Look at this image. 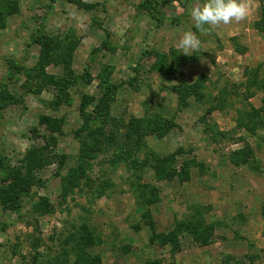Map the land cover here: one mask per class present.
I'll use <instances>...</instances> for the list:
<instances>
[{
    "label": "rangeland",
    "instance_id": "rangeland-1",
    "mask_svg": "<svg viewBox=\"0 0 264 264\" xmlns=\"http://www.w3.org/2000/svg\"><path fill=\"white\" fill-rule=\"evenodd\" d=\"M196 2L0 0V187L33 148L47 157L0 198V264H264V0L206 35ZM64 61L61 92L47 77ZM85 120L116 136L86 158Z\"/></svg>",
    "mask_w": 264,
    "mask_h": 264
},
{
    "label": "trees",
    "instance_id": "trees-1",
    "mask_svg": "<svg viewBox=\"0 0 264 264\" xmlns=\"http://www.w3.org/2000/svg\"><path fill=\"white\" fill-rule=\"evenodd\" d=\"M255 28L260 30V31H264V17L260 21H256ZM72 48L73 47H71L70 50ZM239 52H241V51H239ZM63 66H64L63 76H59L56 78L47 77V82H49V83L52 82L58 88V90L61 92L64 90V88L67 85L71 84V82L73 81V79H72L73 70H72L71 65L68 64V62L65 63V61H64ZM191 87L196 88L197 83L192 85ZM189 88H190V86L187 87L186 92L192 91ZM263 109H264V107H263ZM252 110H254L253 112L262 111V109H260V108H255V109L253 108ZM157 124H158V127H157L158 132L162 131L163 128H165V126L169 127L171 125V124L167 125V123H164V122L157 123ZM241 126H244V128L249 129L250 131H254V129H255L254 126H250V124H246V123L241 124ZM84 128L88 129V135H90V137H91V140L88 142L81 140V148L83 149V152L85 154V155H83L84 158H86V154L88 153V150H90V148H92L91 152L98 151L99 148L101 147V144L104 141H107V139L108 140L116 139V136H112L111 132L104 131L102 126H97V127L92 128L88 124V122H86V120H85ZM95 131L97 133H95ZM42 148L43 147L33 148V150L31 149L32 151L27 154L25 161L22 162L19 167H15L12 170H10V173L7 175V177L5 179L7 182V183H5L6 185H4L3 187H0V198H3V200H4V196H7V197H5V199L10 198L9 200H10V202H12V200H14V199L18 200L19 197L21 196V194L28 190V188L31 186V182H33L32 180H34L33 175H32L34 168L38 164L40 166V164L43 161L47 160V157H44L45 155L42 154V151H43V150H41ZM236 153L241 155V151H237ZM240 158H241V160L234 161V162H240V161L245 162L247 159V155L241 156ZM78 170L79 171L84 170L83 162L79 163V166L77 167L76 172H78ZM183 170H184L183 171L184 175L181 174L182 178L187 179V169H183ZM75 173L67 174L64 177V181H63V184H64L63 185V190H64L63 192L64 193H63V196H65L66 194H68V192L72 191L75 187L78 186L79 175H77ZM174 174H176V173H174ZM11 194H13V195H11ZM35 209H37V210H39V212H43V213L44 212H52V210H53V208L50 209L47 199H44V202L39 204L38 207H35ZM88 242L89 241H86V243H88ZM91 243H92V241H91ZM81 244H83V242L79 239V240H77L76 244H73L72 246L75 247V245H76V248H79V245H81ZM38 253L34 254L31 258V260L38 259V257L40 256V254H38ZM76 256H77V258L75 259V261L77 260L76 262L78 264L81 263L82 261H84V258L81 255H79L78 253L76 254ZM53 260H55V257ZM66 264H68L67 261H66ZM82 264H84V263H82Z\"/></svg>",
    "mask_w": 264,
    "mask_h": 264
},
{
    "label": "clouds",
    "instance_id": "clouds-1",
    "mask_svg": "<svg viewBox=\"0 0 264 264\" xmlns=\"http://www.w3.org/2000/svg\"><path fill=\"white\" fill-rule=\"evenodd\" d=\"M191 19L201 34H208L209 29L227 26L233 22L239 24L249 15L248 0H197L191 9ZM209 27H205V26ZM201 41L193 31H186L177 43V48L186 56L198 51ZM203 62V61H202ZM210 67V65H209Z\"/></svg>",
    "mask_w": 264,
    "mask_h": 264
}]
</instances>
